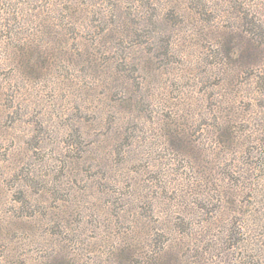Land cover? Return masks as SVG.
Instances as JSON below:
<instances>
[{
    "label": "rangeland",
    "instance_id": "obj_1",
    "mask_svg": "<svg viewBox=\"0 0 264 264\" xmlns=\"http://www.w3.org/2000/svg\"><path fill=\"white\" fill-rule=\"evenodd\" d=\"M0 264H264V0H0Z\"/></svg>",
    "mask_w": 264,
    "mask_h": 264
}]
</instances>
